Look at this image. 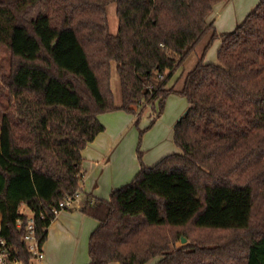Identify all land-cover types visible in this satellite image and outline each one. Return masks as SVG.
<instances>
[{
  "label": "trees",
  "instance_id": "obj_1",
  "mask_svg": "<svg viewBox=\"0 0 264 264\" xmlns=\"http://www.w3.org/2000/svg\"><path fill=\"white\" fill-rule=\"evenodd\" d=\"M38 1H0V46L11 56L0 237L13 255L34 264L22 204L45 242L54 210L82 192V151L105 130L99 115L158 101L154 124L175 93L189 104L174 126L181 151L152 166L139 153L140 170L109 200L82 195L98 221L88 264H264V0L222 33L210 17L227 0H48L28 20ZM217 40L218 62H206ZM192 52L194 66L175 77Z\"/></svg>",
  "mask_w": 264,
  "mask_h": 264
},
{
  "label": "crops",
  "instance_id": "obj_2",
  "mask_svg": "<svg viewBox=\"0 0 264 264\" xmlns=\"http://www.w3.org/2000/svg\"><path fill=\"white\" fill-rule=\"evenodd\" d=\"M260 1L227 0L220 2L215 5L210 19L214 21V26L219 33L231 31ZM219 46L220 40H217L206 55V62L217 63ZM99 120L105 126V130L99 133L82 151L84 177L81 189L82 195L109 200L114 189L129 183L135 177L141 168V161L137 152L133 150L132 142L127 141V143L122 138V134L131 122V117L120 114H100ZM109 122L112 125L111 130L108 129ZM166 147L167 145L159 146L148 156L144 155L142 162L147 166L154 165L167 155V151H171V148L166 150ZM172 151L174 153L181 150L176 147L172 148ZM82 201L83 196L79 206L62 210L51 222L44 243L46 252L44 264L89 263L91 259L89 238L98 226V221L82 211ZM110 264H118V262Z\"/></svg>",
  "mask_w": 264,
  "mask_h": 264
},
{
  "label": "rangeland",
  "instance_id": "obj_3",
  "mask_svg": "<svg viewBox=\"0 0 264 264\" xmlns=\"http://www.w3.org/2000/svg\"><path fill=\"white\" fill-rule=\"evenodd\" d=\"M0 1L6 2L9 0H0ZM47 5H48V0H39L37 3L27 8V10L25 11V17L28 20L36 19L41 12L47 11ZM115 10L116 8L114 5H111L108 9L110 22H111V30L113 32H116L118 26V19ZM199 48L200 46L197 49L200 50ZM196 61H197V54L195 52H192L188 57L187 61L185 62V64L182 66V68H180L177 71L175 77H177V75L180 74L183 70L185 71L190 70L194 66ZM10 62H11V56L9 49L6 48L5 46H0V125L2 122V116L5 113L6 108L9 104L8 89L3 85L2 76L9 72ZM169 85H171V83ZM112 89L117 99L119 100L120 99L119 75L115 69H113ZM154 107L157 110L159 109L158 101H155V103H147L146 101H144L142 105L139 106L138 108V113L140 114V118L138 122H137L138 113L133 114L123 110L102 113L103 115L120 114V115H128L129 117H131V122L128 125V127L125 129L124 133L122 134L123 136L122 138L125 139L126 142L127 141L132 142L133 150L137 152V155L140 153L141 158H143L144 155L148 156L154 150H157L159 146L167 145L166 150L168 148H171L170 149L171 151L172 148H176V147L180 150V148L175 144L174 141V126L178 121V119L183 115V113L188 108L187 98L179 94H173L168 96L162 114L159 117H157L154 124H152V121L155 118ZM108 129L109 130L112 129V125L110 124V122L108 123ZM171 151H167V152L172 153L173 151L172 152ZM19 210L22 214L28 215L29 217H32L34 215L32 210L25 203L21 205ZM187 242L188 239L186 238L185 243H183L181 240L179 241L178 244H186Z\"/></svg>",
  "mask_w": 264,
  "mask_h": 264
},
{
  "label": "built area",
  "instance_id": "obj_4",
  "mask_svg": "<svg viewBox=\"0 0 264 264\" xmlns=\"http://www.w3.org/2000/svg\"><path fill=\"white\" fill-rule=\"evenodd\" d=\"M160 77L163 76L160 75ZM149 89H153V85H150ZM81 198V191H77L73 196H68L65 201L61 203L60 207L54 210L55 214L57 215L62 210L79 206ZM23 223V220H18V226H21ZM24 241L27 243L28 249L32 253L34 264H44L46 259V252L44 248L45 242H42L37 236L34 216H28L26 221ZM0 264H23L20 259L13 255L12 247L3 237H0Z\"/></svg>",
  "mask_w": 264,
  "mask_h": 264
},
{
  "label": "water",
  "instance_id": "obj_5",
  "mask_svg": "<svg viewBox=\"0 0 264 264\" xmlns=\"http://www.w3.org/2000/svg\"><path fill=\"white\" fill-rule=\"evenodd\" d=\"M182 242H183V243L186 242V238H185V237L182 238Z\"/></svg>",
  "mask_w": 264,
  "mask_h": 264
}]
</instances>
